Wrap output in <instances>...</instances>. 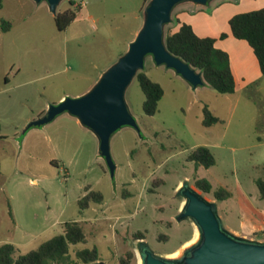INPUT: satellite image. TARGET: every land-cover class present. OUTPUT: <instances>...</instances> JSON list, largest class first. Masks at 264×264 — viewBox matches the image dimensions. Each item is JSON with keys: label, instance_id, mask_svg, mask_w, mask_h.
I'll use <instances>...</instances> for the list:
<instances>
[{"label": "rangeland", "instance_id": "374dc122", "mask_svg": "<svg viewBox=\"0 0 264 264\" xmlns=\"http://www.w3.org/2000/svg\"><path fill=\"white\" fill-rule=\"evenodd\" d=\"M151 1L62 0L54 14L47 0H0V245L16 242L15 257L62 233L66 222L77 221L86 242L71 245L74 264H138L141 241L158 255L180 258L197 228L191 218L177 219L186 200L179 194L182 182L219 203V214L229 212L226 229L240 222L241 198L264 208L258 196V181H264V78L234 93H221L208 83L194 88L148 55L142 71L163 87L164 95L157 112L148 115L139 80L128 86L126 101L139 130L126 125L112 135L114 176L96 136L76 131L66 123L67 114L22 144L24 130L40 110L64 92L76 97L90 90L127 52ZM243 2L253 10L264 4ZM185 3L175 6L165 37L177 29ZM194 7L196 13L214 12L211 3L201 11ZM69 9L77 17L61 30L56 16ZM3 21L10 23L6 30ZM206 109L219 118L211 126L204 123ZM199 146L212 150L213 166L188 160ZM199 178L232 196L217 200L213 191L196 186ZM88 187L102 193L104 201L81 210L79 199ZM230 231L264 242V230L248 237ZM140 232L145 238H137ZM94 247L98 261L77 258V251ZM179 249V257H170Z\"/></svg>", "mask_w": 264, "mask_h": 264}, {"label": "water", "instance_id": "95a60500", "mask_svg": "<svg viewBox=\"0 0 264 264\" xmlns=\"http://www.w3.org/2000/svg\"><path fill=\"white\" fill-rule=\"evenodd\" d=\"M47 1L51 11L57 13L62 0ZM184 1L206 5L210 0H152L145 22L127 52L104 71L88 92L50 104L46 114L30 122L29 127L45 125L65 112L78 117L99 138L100 152L114 176L117 166L111 153V137L126 125L139 130L125 94L145 67L146 57L152 55L157 65L174 69L194 88L206 83L201 71L171 53L165 43V26L171 22L175 6ZM179 194L185 197L186 203L177 219H193L201 231V238L177 259L158 255L147 242L141 241L139 248L144 264H264V242L237 236L226 229L216 202L208 200L188 182H183Z\"/></svg>", "mask_w": 264, "mask_h": 264}, {"label": "trees", "instance_id": "16d2710c", "mask_svg": "<svg viewBox=\"0 0 264 264\" xmlns=\"http://www.w3.org/2000/svg\"><path fill=\"white\" fill-rule=\"evenodd\" d=\"M77 17L76 11L69 9L56 16L58 27L63 30ZM177 23H180L177 20ZM10 26L8 21H3V28ZM230 26L236 38L244 39L253 48L264 75V7L241 12L230 19ZM227 33L222 34V38ZM168 50L182 58L192 67L203 73L209 85L221 93H234L236 83L231 68L228 52L216 47L215 38L199 36L192 25L181 23L178 30L169 32L165 37ZM145 93L144 111L154 115L159 102L164 95L163 87L152 80L145 72L140 70L136 76ZM219 121L209 109H206L205 125L211 126ZM188 160L197 166L211 167L216 163L215 156L208 146H199L189 156ZM196 186L206 193L213 191L217 200H226L232 196L231 191L220 187L213 190L211 181L206 178L196 180ZM260 195L264 199V181L259 180ZM103 194L87 188V193L79 199L81 210L90 207L92 202L103 203ZM138 239L145 238L142 232L137 234ZM81 242H86V233L80 222L68 221L64 224L63 232L43 242L37 249L15 257L19 248L6 242L0 245V264H74L76 260L71 257L70 247ZM77 258L84 263L96 262L100 259L97 247L85 248L77 251Z\"/></svg>", "mask_w": 264, "mask_h": 264}, {"label": "crops", "instance_id": "0c3cea01", "mask_svg": "<svg viewBox=\"0 0 264 264\" xmlns=\"http://www.w3.org/2000/svg\"><path fill=\"white\" fill-rule=\"evenodd\" d=\"M184 2H188V3H185L182 9H180V11L178 12L177 19L180 21V23H177L178 26L176 30H178L181 23L185 22L192 25L195 32L199 36L215 38L216 47L225 50L229 54L231 68L236 83V91H238L239 89L251 87L252 85L257 84L259 81H261L264 78V75L261 71V67L259 64V60L253 48L248 43V41L244 39L236 38L233 35L230 26V19L234 15L241 12L251 11L253 9L245 8L244 7L245 2H243V0H226L223 2H218V0H210L207 3V5L210 3L213 5L214 7L213 14H209L206 12L196 13L194 7L195 5L197 6L196 8L199 11H201L200 8L206 7L207 5H201L192 1H184ZM263 7L264 4L260 6L258 9ZM223 33H227V36L224 38H222ZM88 91L89 90H84L74 95L81 96ZM68 95L69 92H64L63 94H61L57 103L62 101ZM48 108L47 109L43 108L42 110H40L37 114L38 118L45 115ZM62 114H67L68 117L66 119L67 121L66 123H69V125L72 126L76 131L85 132L86 134H88V132H92L99 140L97 135L90 128L83 125L78 117L68 112ZM43 126L44 125L29 127L28 125V127L24 130L25 138L23 139L22 144L26 145L28 139H30L32 135L42 133L44 130ZM1 169H2V164L0 162V171ZM86 193L87 190L85 191L84 195ZM258 196L261 200H264L261 197V195ZM217 204L219 206V203ZM240 211L241 212H240L239 224L237 226L229 224L228 230L235 231L236 233H239L247 237L258 231L264 230V208H261L259 206L255 207L247 199L241 198ZM14 214L16 218L17 217L16 212H14ZM220 216L222 220H227L229 217V212L228 211L226 212V216H223V214L222 215L220 214ZM11 243L17 246V243L14 242L13 240H11Z\"/></svg>", "mask_w": 264, "mask_h": 264}, {"label": "bare ground", "instance_id": "6f19581e", "mask_svg": "<svg viewBox=\"0 0 264 264\" xmlns=\"http://www.w3.org/2000/svg\"><path fill=\"white\" fill-rule=\"evenodd\" d=\"M182 185H183V182L180 184V186H182ZM185 203H186V200L183 202V205H182V206H184ZM200 238H201V231H200V229L197 227V228H196V231H195V235H194V237H193L192 239H190L189 241H187V242L184 244L183 248L187 249V248L191 247L192 245L196 244V243L200 240ZM181 253H182V252H181V250L179 249V250H177V251L171 253V254H170V257H174V258L179 257V256L181 255ZM138 256H139V263H138V264H144V260H143V257H142V255H141L140 252H138Z\"/></svg>", "mask_w": 264, "mask_h": 264}]
</instances>
